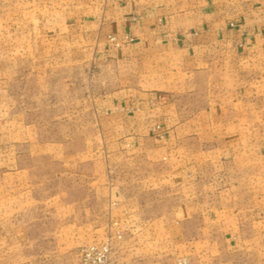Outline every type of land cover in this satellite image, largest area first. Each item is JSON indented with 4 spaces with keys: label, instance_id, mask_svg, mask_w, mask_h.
Segmentation results:
<instances>
[{
    "label": "crops",
    "instance_id": "obj_1",
    "mask_svg": "<svg viewBox=\"0 0 264 264\" xmlns=\"http://www.w3.org/2000/svg\"><path fill=\"white\" fill-rule=\"evenodd\" d=\"M8 19L49 69L32 83L62 135L37 142L69 226L264 264V0H0V36Z\"/></svg>",
    "mask_w": 264,
    "mask_h": 264
},
{
    "label": "rangeland",
    "instance_id": "obj_2",
    "mask_svg": "<svg viewBox=\"0 0 264 264\" xmlns=\"http://www.w3.org/2000/svg\"><path fill=\"white\" fill-rule=\"evenodd\" d=\"M5 28L6 34L0 36L6 56L5 62L3 58L0 62V79L4 81L0 85V264H96L93 249L105 242L110 247L107 264H130L133 259L135 264H178L180 260L196 264L197 256L189 248L169 241L146 248L138 244L132 255V245L124 242L127 233L116 222L106 229L101 241L95 232L98 229L69 226L71 215L58 208L74 197L50 194L57 186L47 177L61 167L37 142L62 135L53 123L52 85L32 83L37 71L45 77L49 69L32 68L30 54L16 48V36L10 33L14 21L8 19ZM109 41L117 45L114 38ZM24 56L29 62L25 63ZM63 186L61 183L57 190ZM166 189L171 192L169 184ZM171 199L168 197L163 207L169 208ZM84 216L90 218L94 212ZM216 247L222 264V246Z\"/></svg>",
    "mask_w": 264,
    "mask_h": 264
},
{
    "label": "built area",
    "instance_id": "obj_3",
    "mask_svg": "<svg viewBox=\"0 0 264 264\" xmlns=\"http://www.w3.org/2000/svg\"><path fill=\"white\" fill-rule=\"evenodd\" d=\"M93 254L95 255V263L96 264H107L109 259V251L110 247L107 242L98 246V248L93 249ZM92 254H89L91 256ZM178 264H187L185 260H180Z\"/></svg>",
    "mask_w": 264,
    "mask_h": 264
}]
</instances>
